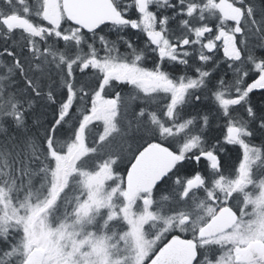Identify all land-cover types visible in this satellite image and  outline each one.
<instances>
[{"label": "snow or ice", "instance_id": "6c2138e0", "mask_svg": "<svg viewBox=\"0 0 264 264\" xmlns=\"http://www.w3.org/2000/svg\"><path fill=\"white\" fill-rule=\"evenodd\" d=\"M0 264H264V0H0Z\"/></svg>", "mask_w": 264, "mask_h": 264}]
</instances>
